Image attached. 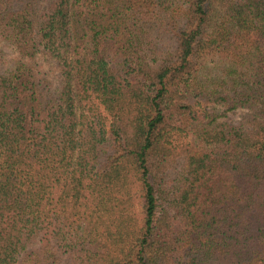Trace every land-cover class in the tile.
<instances>
[{
    "label": "trees",
    "instance_id": "obj_1",
    "mask_svg": "<svg viewBox=\"0 0 264 264\" xmlns=\"http://www.w3.org/2000/svg\"><path fill=\"white\" fill-rule=\"evenodd\" d=\"M1 42L0 264H264V0H0Z\"/></svg>",
    "mask_w": 264,
    "mask_h": 264
},
{
    "label": "rangeland",
    "instance_id": "obj_2",
    "mask_svg": "<svg viewBox=\"0 0 264 264\" xmlns=\"http://www.w3.org/2000/svg\"><path fill=\"white\" fill-rule=\"evenodd\" d=\"M0 48L3 50L4 57L6 58L5 60H7L6 63H4L2 65L0 64V70L4 71V70L8 69L12 65V57H14V52H13L12 47L4 44L3 42L0 43ZM45 68L47 69L48 66L45 65ZM203 107H205V106H202V105L201 106H196V108L198 110L200 108H203ZM244 114H245V110H242V109L241 110H236V111L227 113L222 118V120L223 121H228V122H231V123H236V122H239V120L242 119Z\"/></svg>",
    "mask_w": 264,
    "mask_h": 264
}]
</instances>
